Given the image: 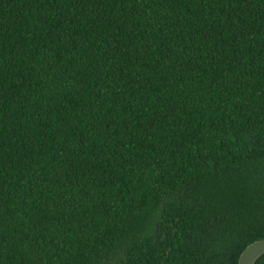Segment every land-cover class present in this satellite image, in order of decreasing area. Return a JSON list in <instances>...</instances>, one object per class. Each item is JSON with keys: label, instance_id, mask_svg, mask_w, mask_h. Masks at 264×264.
Wrapping results in <instances>:
<instances>
[{"label": "trees", "instance_id": "trees-1", "mask_svg": "<svg viewBox=\"0 0 264 264\" xmlns=\"http://www.w3.org/2000/svg\"><path fill=\"white\" fill-rule=\"evenodd\" d=\"M261 238L264 0H0V264Z\"/></svg>", "mask_w": 264, "mask_h": 264}, {"label": "water", "instance_id": "water-1", "mask_svg": "<svg viewBox=\"0 0 264 264\" xmlns=\"http://www.w3.org/2000/svg\"><path fill=\"white\" fill-rule=\"evenodd\" d=\"M264 254V238L247 245L238 257V264H254L255 260Z\"/></svg>", "mask_w": 264, "mask_h": 264}]
</instances>
